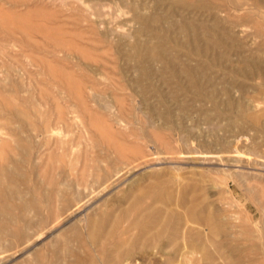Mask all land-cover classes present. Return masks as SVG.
I'll use <instances>...</instances> for the list:
<instances>
[{
  "label": "rangeland",
  "instance_id": "374dc122",
  "mask_svg": "<svg viewBox=\"0 0 264 264\" xmlns=\"http://www.w3.org/2000/svg\"><path fill=\"white\" fill-rule=\"evenodd\" d=\"M214 1L238 48L223 45L227 59L206 67V57L158 41L181 18L211 22L175 0H0V264H86L73 255L88 250L101 264L64 232L84 231L96 208L117 214L122 191L163 168L181 183L204 178L213 214L210 257L182 248L170 264H264V0ZM152 12L165 16L154 32L135 16ZM150 41L175 67L133 56ZM240 58L258 73L236 75ZM185 65L199 66L201 87L178 74Z\"/></svg>",
  "mask_w": 264,
  "mask_h": 264
},
{
  "label": "bare ground",
  "instance_id": "6f19581e",
  "mask_svg": "<svg viewBox=\"0 0 264 264\" xmlns=\"http://www.w3.org/2000/svg\"><path fill=\"white\" fill-rule=\"evenodd\" d=\"M175 2L178 4V6L183 7L184 9L187 8L191 11L194 10L199 12H208L209 20L211 19V22L205 21L202 18L194 19L190 16L181 18L180 21L175 25L176 27L174 26L175 28L173 30V33L170 31H167L168 34L163 32L164 34L162 35V37H159L158 41L163 43L167 42L170 47H172L173 45H178L180 51L186 52L187 57H206V59H208L207 61H205L206 67L217 65L218 63L216 62L220 61L223 58L227 59V53L224 54L221 50V47L224 45V48H227L226 50L234 49L236 47V43L233 42V40L230 39L229 36L232 30H228L225 27L221 26V24L225 25L228 22L227 15V17L223 18H220V16L218 15L219 11H224L219 6L221 3H218L214 0H175ZM230 3L233 4L234 7L236 6V8L240 6V4L235 3L234 1H230ZM233 5L231 6L233 7ZM135 16L136 18L144 21V29L151 28L153 29L151 30L153 32L157 29L154 28L156 24L161 23L165 18L164 15H160L155 12H152L146 18L139 14ZM158 43H153L150 41L143 45L134 44L133 47H131L132 54L133 56L138 57L140 51H145L149 60L158 59L166 68L175 67L176 60L170 58L169 54L166 52L165 47L159 45ZM236 48H238V46ZM239 62L241 63L240 69L234 70L233 72L236 75L242 74L246 77L257 74L261 66H259L257 61H254L252 59L250 60L246 58H240ZM185 67L186 68H184V70L180 69L178 71V74L180 75L181 73H184V75L189 78L190 85L196 88L201 87L199 79L193 77V73L195 74L198 70H200L199 66L196 65L191 67L185 65ZM143 70L145 69L143 68ZM227 105L231 106L232 103L228 102ZM179 107L182 110L187 109V107L182 104H179ZM171 114V111H168L165 114V122L171 123ZM259 130L264 136V125H260ZM155 131V129L152 131L151 138L153 137V139L158 140L160 142L159 146H161V142L163 141H161L158 134H155ZM185 141L188 142L187 139H185ZM156 144L158 143L155 142V145L151 146L153 150H155L154 148ZM202 147H206V145H203ZM195 148H197V146H195ZM162 150L165 149L163 148ZM163 169L164 170L151 173L150 175H142L137 180L129 184V186L122 191V195L120 196L122 198L119 199V202L121 200H126V206L124 208H121L117 214H114V211H103L104 209L102 210L100 207L96 208V210H94L90 214L92 218H88L85 221L84 231L81 232L80 230L74 229L70 226V228L72 229L66 230L64 232L65 235L70 236L77 233L78 237L76 241L81 242L86 247H94L93 249L95 251V254L98 255L101 264H124L123 260L121 259L122 254L125 255V259H127L125 261V264H137L138 259L135 260L136 255H138V257L141 259L140 264H170L178 258V256L181 254L182 248H186L187 253L190 252V254L196 251H201L204 256L210 257V253L206 249V247L207 243L211 242V239L208 235L213 228L211 218L213 214L211 210V203L208 197L209 189L205 188L204 185L206 181L204 180V178H200L199 176V178L195 179L184 178L182 179L184 182L181 183L180 181H177L176 178H173V176L168 175L167 172H164L165 168ZM176 185H178V189L176 190L178 192V197L175 199ZM50 191L51 190H49V192ZM74 203L76 204V202ZM41 213H43V210ZM75 213V215H77L78 212L75 211ZM124 222H126V225L123 226ZM188 225H201L203 226L202 228L205 232L201 233L199 231H194L193 228L187 227ZM42 226L44 225L42 224ZM10 234L11 233L7 231V235ZM203 235L206 238H203ZM107 243L109 246L105 253ZM166 247H169L171 249V252L168 254H163ZM109 248L110 250H108ZM89 251L90 250L82 252L80 254L75 253V255H73V259L79 260L86 264H95V262L98 261L93 260L96 257L92 258V251ZM156 254L164 256V261L162 262L159 259H156ZM71 264L76 263L74 261L71 262Z\"/></svg>",
  "mask_w": 264,
  "mask_h": 264
}]
</instances>
